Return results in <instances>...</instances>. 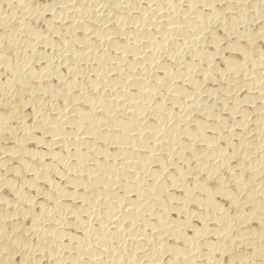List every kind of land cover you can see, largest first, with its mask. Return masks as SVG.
Here are the masks:
<instances>
[{
	"label": "bare ground",
	"instance_id": "bare-ground-1",
	"mask_svg": "<svg viewBox=\"0 0 264 264\" xmlns=\"http://www.w3.org/2000/svg\"><path fill=\"white\" fill-rule=\"evenodd\" d=\"M0 264H264V0H0Z\"/></svg>",
	"mask_w": 264,
	"mask_h": 264
}]
</instances>
